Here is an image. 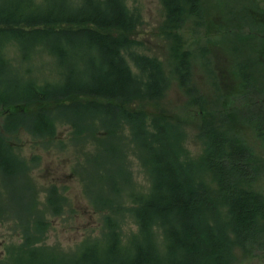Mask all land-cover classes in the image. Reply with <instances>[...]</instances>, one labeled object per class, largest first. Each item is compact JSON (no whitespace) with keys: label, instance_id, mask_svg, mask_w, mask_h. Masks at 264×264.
<instances>
[{"label":"rangeland","instance_id":"rangeland-1","mask_svg":"<svg viewBox=\"0 0 264 264\" xmlns=\"http://www.w3.org/2000/svg\"><path fill=\"white\" fill-rule=\"evenodd\" d=\"M124 3L135 16L126 61L139 76L129 53L156 59L163 93L147 98L138 92L129 103L110 101L116 108L122 104L114 118L100 110L108 100L87 95L19 105L13 122L0 107L1 145L20 163L11 176L0 172V264H81L87 246L97 243L103 250L109 237L122 245L134 237L136 198L149 193L152 176L148 147L134 134L130 113L143 118L141 134L153 150L164 149L183 165L202 161L206 128L237 138L250 159L243 164L247 175L236 173L234 183L264 199V0H200L201 15L188 8L175 35L162 0ZM178 46L188 53L185 81L175 72ZM70 48L64 63L42 43L24 52L18 40L9 39L2 52L9 76L20 83L87 82L100 73L92 50ZM39 112L52 122V134L33 129ZM197 168L195 179L215 192L213 173ZM52 187L56 212L47 202ZM216 210L227 221L226 208L217 204ZM186 223L203 238L200 223ZM153 234L163 248L162 228ZM258 236L260 243L232 247L229 264H264V232Z\"/></svg>","mask_w":264,"mask_h":264},{"label":"trees","instance_id":"trees-1","mask_svg":"<svg viewBox=\"0 0 264 264\" xmlns=\"http://www.w3.org/2000/svg\"><path fill=\"white\" fill-rule=\"evenodd\" d=\"M162 4L167 26L172 28L170 35L176 34L174 30L182 24L188 8L189 13L201 15L200 0H162ZM134 21L135 16L124 0H0V107L5 110L6 118L13 122L19 105L82 95L108 100L100 110L114 118L122 113V104L116 108L112 100L129 103L138 92L147 98L161 96L165 83L160 63L143 54L129 53L138 76L126 61L125 52L134 43L130 36ZM9 39L18 40L24 52L38 43L46 44L61 63L67 56L66 47L92 50L100 73L92 74L87 82L67 79L58 85L20 83L15 76H9L10 65L2 52L3 44ZM175 55V72L185 81L188 53L178 46ZM137 78L143 80L138 83ZM72 110L75 111L73 107ZM42 115L41 112L36 115L33 129L52 134V122ZM126 115L135 125L134 134L148 147L152 176L149 193L136 198L134 216L138 232L125 245L109 237L110 244L103 250L97 243L87 246L80 256L81 264H229L232 247L262 242L258 235L264 232L260 227L264 225V199L261 194L234 183L236 173L247 175L243 164L250 159L249 151L237 138L229 139L215 127L206 128L202 161L198 165H183L168 151L153 150L149 137L141 134L145 131L142 117ZM161 132L159 128L157 135ZM3 140L0 134V172L11 176L20 163L6 145H1ZM197 167L213 173L215 192L195 179L192 172H197ZM51 191L47 202L56 212L58 203L53 187ZM12 196L13 192H9L10 200ZM217 204L226 208L227 221L217 212ZM191 219L202 225L203 238L200 231L187 226ZM226 222L229 227L224 226ZM156 227L163 230L161 249L154 240Z\"/></svg>","mask_w":264,"mask_h":264}]
</instances>
